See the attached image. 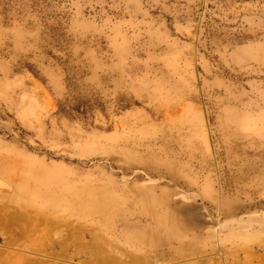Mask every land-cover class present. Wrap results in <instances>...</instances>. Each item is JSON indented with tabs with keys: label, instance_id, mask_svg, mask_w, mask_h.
I'll return each mask as SVG.
<instances>
[{
	"label": "rangeland",
	"instance_id": "obj_1",
	"mask_svg": "<svg viewBox=\"0 0 264 264\" xmlns=\"http://www.w3.org/2000/svg\"><path fill=\"white\" fill-rule=\"evenodd\" d=\"M8 211L1 259L264 264V0H0Z\"/></svg>",
	"mask_w": 264,
	"mask_h": 264
},
{
	"label": "bare ground",
	"instance_id": "obj_2",
	"mask_svg": "<svg viewBox=\"0 0 264 264\" xmlns=\"http://www.w3.org/2000/svg\"><path fill=\"white\" fill-rule=\"evenodd\" d=\"M12 211V210H11ZM11 211H8V213H6V214H4L3 213V215H0V230L2 229L3 231V233H4V235H5V237H6V239L7 238H9V240L10 241H8L9 243L11 242V240L12 239H15V233L14 232H12L11 230H10V226H12V224L13 223H15V222H17L18 223V220H19V218L20 219H25V218H30L32 221V223L31 224H33V226H35V225H38V224H36V223H34L36 220H38L39 218L37 217V218H33V217H31V215H29V214H27V213H25V212H23V214H21V213H9V212H11ZM14 211V210H13ZM43 218V217H42ZM45 218V217H44ZM27 219L26 220H24V222L25 221H27ZM33 220H35L34 222H33ZM23 222V223H24ZM29 222V221H28ZM40 224V223H39ZM26 225H28V224H25L24 223V225L23 226H26ZM45 226V225H44ZM13 227V226H12ZM28 227V226H27ZM26 227V228H27ZM32 227V226H31ZM46 227H47V225H46ZM29 228V227H28ZM32 228H34V230L36 229V228H40L39 226L37 227L36 226V228L35 227H32ZM42 229V228H41ZM44 229V228H43ZM47 230H48V227L46 228ZM50 230V229H49ZM48 230V231H49ZM20 231V230H19ZM30 231V230H29ZM48 231H40V232H38V231H35V233L33 232V231H31L30 233H27V236H28V238H29V240H28V242H27V247H29V248H33V250H45L46 249V247H48V245H50L51 243L53 244V242L52 241H50V238L48 237V235H49V233L51 232H48ZM73 232V231H72ZM80 236H83V234L82 235H79V237ZM70 240V239H69ZM50 242V243H49ZM63 242V241H62ZM61 243V242H60ZM59 243V244H60ZM102 245V244H101ZM100 245V246H101ZM70 246V243H68L67 245H64L63 246V248L61 249V251L62 252H64V251H67V249H68V247ZM80 247H81V245H79ZM112 246V245H111ZM113 247V246H112ZM110 249V248H109ZM108 249V250H109ZM83 248L81 247V251L83 252ZM89 250H92V248L90 249L89 248ZM94 250H96V251H99V250H97V249H94ZM94 250H93V252H94ZM103 250V249H102ZM112 250V249H111ZM2 251H4V249L2 250ZM6 251H7V249H6ZM88 251V250H87ZM95 251V252H96ZM102 252H104V250L102 251ZM107 252V254H108V251H106ZM105 252V253H106ZM112 253V252H111ZM110 253V254H111ZM99 254L100 255H102L103 253H100L99 252ZM106 254V256H107V258H108V255ZM50 255V254H49ZM106 256H104L105 258H106ZM94 257V256H93ZM98 257H99V255L97 256L96 255V258H94V260L93 261H96V259L98 260ZM101 257V256H100ZM64 258V257H63ZM92 258V257H91ZM101 258H103V257H101ZM100 258V259H101ZM110 258V257H109ZM90 260V259H89ZM106 260V259H105ZM105 260H100V261H105ZM119 260V259H118ZM29 261H31V260H29V258H27V257H24L23 255H20L19 253L18 254H15V253H11V255L10 256H8L7 258H3V259H1L0 258V264H30L29 263ZM92 261V262H93ZM91 262V261H90ZM41 263V262H40ZM59 263H61V262H59ZM98 263H99V261H98ZM101 263V262H100ZM111 263H114V262H111V261H109V260H107V261H105L104 263H102V264H111ZM53 264V263H52ZM62 264H68V263H62ZM83 264H86V263H83ZM89 264H91V263H89ZM92 264H97V262L96 263H92ZM115 264V263H114Z\"/></svg>",
	"mask_w": 264,
	"mask_h": 264
},
{
	"label": "crops",
	"instance_id": "obj_3",
	"mask_svg": "<svg viewBox=\"0 0 264 264\" xmlns=\"http://www.w3.org/2000/svg\"><path fill=\"white\" fill-rule=\"evenodd\" d=\"M116 203H118L119 205H120V203H122L121 201H116ZM142 203V201H140V202H136V201H130V203H128V202H126V201H124L123 202V204L124 205H129V206H136V205H140ZM21 214H23V212L21 211L20 212ZM84 234H85V232L83 231V237H84ZM81 247L84 249V250H88L86 253L90 256V258H91V261H93L94 260V258H96V255L98 256L99 255V257H98V260L96 259V261H93V262H91V263H96L97 262V264H102V263H104L105 261H107V260H109L110 258H109V256H108V258H107V256H106V254H107V249L103 246V245H101L100 243H99V247L97 248V250H99V251H96V250H94V249H96V247L95 248H92V250H89V248L91 249V247H88V245H87V243H86V241H85V237H84V240H83V242H81ZM102 247H101V246ZM88 248V249H87ZM104 250V252H102L103 250ZM93 250H94V252H93ZM96 251V252H95ZM85 252V251H84ZM99 252L100 253H103L102 255H100L99 254ZM106 252V253H105ZM108 254H109V251H108ZM94 256V257H93ZM103 257V258H101V257ZM104 256H106V258L104 257ZM101 258V259H100ZM93 259V260H92ZM106 259V260H105ZM100 260H105V261H100ZM121 260V259H120ZM133 260V259H132ZM98 261H99V263H98ZM110 261V260H109ZM133 261H135V260H133ZM137 261V260H136ZM135 261V262H136ZM101 262V263H100ZM111 262H113V260L111 261ZM89 264V263H88Z\"/></svg>",
	"mask_w": 264,
	"mask_h": 264
}]
</instances>
